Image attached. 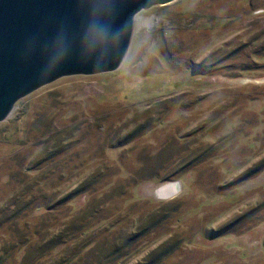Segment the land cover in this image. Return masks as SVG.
Wrapping results in <instances>:
<instances>
[{
  "label": "rangeland",
  "instance_id": "rangeland-1",
  "mask_svg": "<svg viewBox=\"0 0 264 264\" xmlns=\"http://www.w3.org/2000/svg\"><path fill=\"white\" fill-rule=\"evenodd\" d=\"M0 264H264V0L141 9L117 68L17 99Z\"/></svg>",
  "mask_w": 264,
  "mask_h": 264
},
{
  "label": "water",
  "instance_id": "water-1",
  "mask_svg": "<svg viewBox=\"0 0 264 264\" xmlns=\"http://www.w3.org/2000/svg\"><path fill=\"white\" fill-rule=\"evenodd\" d=\"M171 0H0V121L37 87L118 67L134 15Z\"/></svg>",
  "mask_w": 264,
  "mask_h": 264
},
{
  "label": "bare ground",
  "instance_id": "bare-ground-1",
  "mask_svg": "<svg viewBox=\"0 0 264 264\" xmlns=\"http://www.w3.org/2000/svg\"><path fill=\"white\" fill-rule=\"evenodd\" d=\"M173 185L174 183L168 184L167 186H165V190H167L168 192L173 191Z\"/></svg>",
  "mask_w": 264,
  "mask_h": 264
},
{
  "label": "trees",
  "instance_id": "trees-1",
  "mask_svg": "<svg viewBox=\"0 0 264 264\" xmlns=\"http://www.w3.org/2000/svg\"><path fill=\"white\" fill-rule=\"evenodd\" d=\"M152 259H153V258H152ZM152 259H151V260H152Z\"/></svg>",
  "mask_w": 264,
  "mask_h": 264
}]
</instances>
